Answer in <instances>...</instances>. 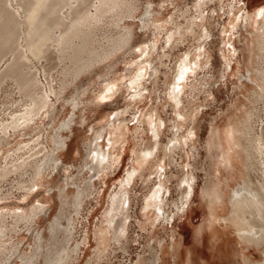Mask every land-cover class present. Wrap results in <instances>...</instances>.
Wrapping results in <instances>:
<instances>
[{
  "label": "bare ground",
  "instance_id": "6f19581e",
  "mask_svg": "<svg viewBox=\"0 0 264 264\" xmlns=\"http://www.w3.org/2000/svg\"><path fill=\"white\" fill-rule=\"evenodd\" d=\"M208 1L211 0H196L193 3V13L184 15L183 22H176L173 18L160 23L154 21L157 32L166 29L164 44L169 47L188 36L193 37L197 43L193 45V50L187 49L179 55L172 71L166 74L167 99L174 112L172 136L162 147L163 157L168 158L169 164L173 163V153L182 152L184 145L196 135V112L184 106L182 94L190 74H195L202 63L199 59L204 56L207 58L205 63L208 62V50L202 45L210 35L209 30L204 27L206 16L203 13V5ZM135 4V0H0V85L6 78H11L19 93L29 101L21 111L12 113L10 119L0 122V141L5 135L27 129L42 111L51 116L54 108L48 107L49 92L59 94L69 81H76L90 67L129 47L132 31L124 23V18L134 10ZM232 7L226 29L235 31L234 28L239 24L249 28V40L246 41L248 56L245 63L247 75L239 77L244 79L239 84V88L243 89L244 100L237 107V112L230 117L226 127H213L206 141V148L213 159L212 168L217 164L225 171V175H214V181L209 179L202 191L208 210L207 229L210 230L212 239L220 242L216 259L207 264H225L229 256V239L224 232H216L215 224L219 220L230 229L238 242L248 248L253 246L261 252L262 258L252 261L241 251L243 264H264V114H260V110H264V6H259L252 12L248 11L246 5ZM169 23L172 25L168 26ZM102 30L103 32L98 34ZM157 41L158 38L154 36L150 45H138L140 58L133 62L134 68L128 83L129 87L135 88V97L141 95V90L137 91L140 85L141 89H145L144 75L148 73L147 64H151L149 57L152 49L156 48ZM229 43L234 46L230 41ZM228 51L231 52L229 55H233L236 49L232 47ZM40 59H44L48 64L53 62L55 66L60 65L59 85L49 86V92L40 87L33 69V60ZM226 67L229 71V60ZM156 73L157 70H154L153 74ZM190 87L194 88L195 84H190ZM117 89L118 84L110 81L100 96L110 97ZM141 120L145 122V128L151 131L152 139L135 154L130 169L118 180L117 188L109 193L101 222L94 230L93 256L85 264H100L111 249L126 250L127 220L130 215L127 213L130 207L129 188L134 179L144 175L145 169L148 168H152L151 173L156 180H153L151 187L144 193L140 209L153 240L149 244L148 255L137 257L138 264H166V252L171 255L172 262L181 258V238L174 231L169 241H166L167 238H156V227L159 225L164 228L166 222H171L175 215L186 210L193 192L194 176L188 173L186 164L182 161V176L174 175L178 178L180 199L171 202L175 209H165L164 206L169 203L165 197V192L169 190V178L165 172L159 170L164 167V158L155 160L161 144L158 135L162 122L155 114ZM185 123L188 127L182 129ZM126 128L127 125L124 128L114 125L112 129L107 130L108 142L105 143V150L102 148L103 144L93 142L90 145L89 159L85 160L83 165L92 172L82 187L75 184V190H69V183L66 181L65 185L59 188L61 210L71 206L77 212L94 182L92 176L96 174L104 179L107 169L119 158L118 152H114L112 148ZM53 141L54 145L50 150L38 139L34 144L21 143L23 145H19L13 152L15 157L0 167V179L9 173H18L19 178L15 185L23 189L25 195L31 193L33 187L40 184L43 173L58 169L62 162L57 154L53 153L67 144L59 140L58 136H54ZM180 154L182 157L183 154ZM54 160L58 162L55 163ZM218 172L220 173L219 168ZM144 179L146 183L152 181L149 176ZM2 198L0 193V199ZM5 206L6 204H0V257L5 250V254L9 251L10 255H7L8 262L4 264H9L16 256L21 258L19 264H41L34 254H20L15 247L12 249L11 246H3L1 242H5L6 235L15 230L19 223L27 228L35 223L45 209L43 202L27 208L20 205L8 206L3 211ZM221 208H226L225 215L220 214ZM7 215L11 219L9 222H5ZM57 220L50 228L54 238L59 234V229L55 227ZM42 237L41 234L39 239L42 240ZM87 238L84 234L82 241ZM36 249L40 253L43 245L39 244ZM75 249L63 247L55 257L45 259L44 264H68L69 260L76 258L73 255ZM238 252L235 251V255ZM184 253L182 252L183 255ZM192 258L190 253L186 254L185 264H192Z\"/></svg>",
  "mask_w": 264,
  "mask_h": 264
},
{
  "label": "rangeland",
  "instance_id": "374dc122",
  "mask_svg": "<svg viewBox=\"0 0 264 264\" xmlns=\"http://www.w3.org/2000/svg\"><path fill=\"white\" fill-rule=\"evenodd\" d=\"M195 1L135 0L134 10L124 18V23L132 31L129 47L90 67L76 81H69L71 78L67 77L70 83L57 95L50 93L48 88L49 86L58 87L61 79V75H58L60 65L55 66L53 62L48 64L44 59L33 60V69L40 87L49 92L48 107L54 108V111L50 113L51 116L42 111L38 119L30 123L27 129L4 136V139L0 141V167L15 157L13 152L19 145L27 144V142L34 144L36 139L43 141L48 150L53 148L54 136L65 141L67 146L53 153L62 160L59 168L45 171L40 184L34 186V190L32 189L29 194L25 195L24 190L15 185V181L19 178L18 173L12 172L0 179V193L3 197L0 199V204H6L2 208L3 211L8 206L20 205L27 208L41 201L45 206L40 213V218L38 217V220L30 227L27 228L19 223L15 230L6 235L5 242H1L3 246H11L12 249L15 247L20 254L23 252L25 255L34 254L41 264H44L45 259L50 256L55 257L63 247L76 248L73 252L76 258L73 261L69 260L68 264H85L93 256L94 230L101 222L109 193L117 188L118 180L130 169L135 154L152 139L151 131L145 128V122L141 119L155 114L162 122L158 135V141L161 144L155 160L164 158V167L159 170L165 172L169 178V190L165 192L169 203L164 206L165 209H175L171 202L180 199L178 178L174 175L182 176L180 170L182 161L186 164L188 173L194 176L193 192L186 210L179 213L180 215H175L171 222H166L164 228L159 225L156 227L158 229L155 234L156 238H167L166 241H169L172 231L181 238V258L172 262L171 255L166 252L164 254L165 259L168 260L166 264H185L188 253L193 257L192 264H207L216 259L220 242L217 239L213 240L210 230L207 229L208 210L202 191L209 179L214 181V175H225V171L217 164L212 168L213 159L206 148V141L213 127L219 125L223 128L229 124L230 117H233L237 112V107L244 100L243 89L239 88L241 80L244 79L239 77L247 75L246 41L249 40L248 26L239 24L233 31V29L227 30L226 25L228 17L232 14V5L235 7L246 5L248 11L252 12L255 8L264 6V0H211L203 5V13L206 16L204 27L210 32V35L202 42L209 53L208 62L205 63L207 58L205 59L204 56L199 59L202 63L195 74H190L182 94L184 106L196 112V135L192 137L193 140H189L184 145L182 152L173 153V163L169 164L168 158L163 157L162 147L172 136L174 112L167 99L168 78L166 74L172 71L177 57L187 49L193 50V45L197 43L193 37L188 36L169 47L164 44L166 29L157 32L155 23L170 18L176 22H183L184 15L193 13ZM171 25V23L168 24V26ZM102 32L103 30L98 34ZM154 36L158 38V41L149 57L151 64H147L148 73L144 75L145 89H141L140 85L137 91L141 90V95L135 97V88L129 87L128 83L134 68L133 62L140 58L137 51L138 45H150ZM229 41L234 46H231ZM232 47L236 51L233 55H229L231 52L228 49ZM227 60L230 61L229 71L226 67ZM154 70H157L156 75L153 74ZM110 81H115L118 89L110 97L102 98L100 95ZM192 83L195 84L194 88L190 87ZM28 103V98L19 93L16 83L11 78H6L0 85V122L10 119L12 113L21 111ZM260 114L263 115L264 110H260ZM114 125L122 128L127 125L112 148L114 152H118V160L107 169L104 179L97 177L96 174L92 176L94 182L77 212L71 206H64L65 211L61 210L62 201L59 188L64 186L66 181L69 183V190H75V184L79 187L83 186V182L87 181L92 172L83 165L84 161L89 159L90 145L93 142L100 143L103 144L102 148L104 147L105 150L107 146L105 143L108 142L107 130L112 129ZM187 127L188 124L185 123L182 129H187ZM180 153L183 154L182 157ZM10 154L12 155L8 156ZM54 161L58 162V160ZM149 169H145L143 177H136L129 188L130 207L127 213L130 215L127 220L126 250L111 249L100 264H138L139 255H148L149 244L153 238L151 239L149 226L144 223L140 207L144 193L151 187L153 180H156L154 174L151 173L152 168ZM146 176L152 178V181L146 183L144 181ZM220 214L225 215L226 208H221ZM56 219L58 220L55 227L59 229V234L57 238H54L50 228ZM10 220L7 215L5 222ZM215 225L216 232L218 234L220 231L224 232L229 239L230 251L225 264H243L241 251L245 252L252 261L262 258L259 250L253 246L245 247L238 242L221 220ZM41 234L42 240L39 239ZM84 234L88 238L83 242ZM39 244L43 245L40 253L36 249ZM6 251L0 257V264L8 262L6 257L10 255V252L5 254ZM235 251H239L238 254L235 255ZM182 252H185L184 255ZM167 254L170 255L171 260ZM12 259L9 264L21 262L19 256Z\"/></svg>",
  "mask_w": 264,
  "mask_h": 264
}]
</instances>
